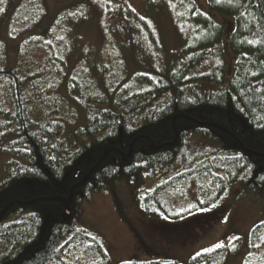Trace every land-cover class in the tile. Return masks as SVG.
<instances>
[{
	"label": "trees",
	"instance_id": "obj_1",
	"mask_svg": "<svg viewBox=\"0 0 264 264\" xmlns=\"http://www.w3.org/2000/svg\"><path fill=\"white\" fill-rule=\"evenodd\" d=\"M42 1L0 0V25L17 38L29 34L14 64L0 49V135L14 133L22 159L9 162L10 173L0 180V264H79L77 259L80 264H110L102 240L82 226L83 203L109 180H132L141 170L174 160L194 133L221 144L223 154L209 167L226 173L210 169L219 190L200 207L219 198L230 182L263 192L264 0H207L211 9L235 16L227 47L237 60L227 84L224 26L199 10L195 1H180L188 9L191 28H186L176 50L162 48L159 59L143 53L147 62L140 60L138 75L146 89L139 94L122 88L127 80L115 81L112 70L96 58L84 59L87 66L67 74L61 68L67 67L64 58L38 62L26 56L36 39L31 32L44 23ZM147 30L152 39L155 28L147 25ZM60 86L77 101L65 99ZM54 100L56 105L50 103ZM34 104L43 105L48 115L39 117ZM65 106L67 114L60 116ZM72 107L81 111L75 114ZM194 177L182 171L148 192L147 199H156L173 219L184 217L188 210L176 211L159 198L164 185ZM217 217L209 213L200 220L162 222L154 228L166 234L174 231L183 243L196 242ZM241 248L248 250L243 264H264V222L247 238L239 236L194 254L187 264H218ZM121 264L182 263L132 258Z\"/></svg>",
	"mask_w": 264,
	"mask_h": 264
},
{
	"label": "rangeland",
	"instance_id": "obj_2",
	"mask_svg": "<svg viewBox=\"0 0 264 264\" xmlns=\"http://www.w3.org/2000/svg\"><path fill=\"white\" fill-rule=\"evenodd\" d=\"M180 1L183 0H43L40 13L44 23L38 21L39 28L31 32L30 35L36 39L27 47L26 56L38 62L46 58L51 62H60L64 58V67H67L61 68L67 74L74 71L75 74L79 73L87 66L84 59L96 58L97 63H104L112 70L115 81L127 80L122 88L127 86L130 92L139 94L146 89L140 82L142 76L138 75L142 71L140 60L147 62L143 53L148 58L150 54L155 56L153 60L159 59L156 55L163 52L162 48L176 50L182 44L186 28H191L188 9ZM193 1L199 10L224 26L223 58L227 67V84L237 60V56L227 47L235 28V16L211 9L207 0ZM128 9L131 14L127 13ZM147 25L156 30L152 39ZM46 28L47 32L40 35ZM7 30L8 27L0 25V49L6 59L9 58L10 63L14 64L20 43L29 34L25 32L17 38ZM140 42L142 46L139 49ZM80 52L83 61H79ZM75 64L77 66L74 68ZM207 68L205 66L204 70ZM58 91L69 101H77L66 86H60ZM50 103L56 105L57 102L54 100ZM34 106V112L36 110L39 117L48 115L43 105ZM66 110V106L60 109V116L67 114ZM74 110L75 114L81 111ZM82 110L85 112L87 106ZM83 120L82 116L79 123H83ZM18 148L13 132L6 131L0 135V180L10 173L9 162L13 159L22 162ZM223 151L220 143L191 134L186 138L183 152L174 160L158 168L141 170L132 180H109L90 202L85 201L82 226L102 240L110 255V264H121L132 258L143 261L172 258L187 264L194 254L239 236L247 238L256 224L264 222V190H252L240 182H230L219 198L200 207V203L208 201L219 190L216 178L213 180L210 176V169L213 173L226 176L223 170L209 167L211 160L222 155ZM201 164H205L206 168ZM182 171H188L195 177L164 185L166 191L159 198L176 211H189L184 213V217L173 219L161 210L156 199L148 200L147 197L148 192L172 180ZM209 213L217 215L218 221L196 242L183 243L174 231L166 234L154 228L162 222L175 220L176 223L170 222L174 225L188 219L200 220ZM247 252L241 248L218 264H243ZM77 261L80 264L81 260Z\"/></svg>",
	"mask_w": 264,
	"mask_h": 264
}]
</instances>
